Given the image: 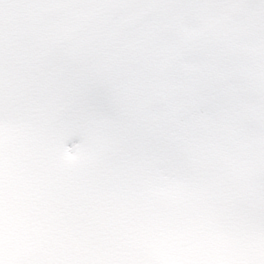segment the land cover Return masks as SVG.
Wrapping results in <instances>:
<instances>
[{
	"label": "snow or ice",
	"instance_id": "6c2138e0",
	"mask_svg": "<svg viewBox=\"0 0 264 264\" xmlns=\"http://www.w3.org/2000/svg\"><path fill=\"white\" fill-rule=\"evenodd\" d=\"M0 264H264V0H0Z\"/></svg>",
	"mask_w": 264,
	"mask_h": 264
}]
</instances>
